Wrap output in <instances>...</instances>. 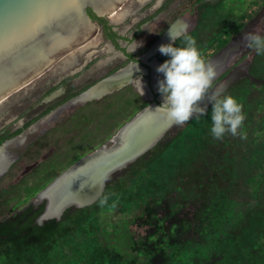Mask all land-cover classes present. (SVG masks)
<instances>
[{"label": "rangeland", "instance_id": "1", "mask_svg": "<svg viewBox=\"0 0 264 264\" xmlns=\"http://www.w3.org/2000/svg\"><path fill=\"white\" fill-rule=\"evenodd\" d=\"M157 1L127 0L123 8L168 6L172 18L188 20L187 33L218 70L213 89L243 105L238 132L247 138H214L209 103L204 116L172 124L112 173L95 203L49 217L58 213H49L43 192L79 159L119 148L120 129L150 101L131 84L102 100L72 103L54 120L52 109L67 98L47 90L63 74L56 90L72 86L63 70L79 54L89 59L93 48L77 51L0 105V148L22 138L7 149L9 166L20 158L0 173V264H264V55L241 43L248 31L264 36V0ZM76 75L79 92L97 79L85 69Z\"/></svg>", "mask_w": 264, "mask_h": 264}, {"label": "water", "instance_id": "2", "mask_svg": "<svg viewBox=\"0 0 264 264\" xmlns=\"http://www.w3.org/2000/svg\"><path fill=\"white\" fill-rule=\"evenodd\" d=\"M126 1L0 0V104L6 103L12 95L40 79L53 69L59 61L67 58L72 52L84 47L93 40L99 30V24L89 14V8L93 9L95 14L99 16L109 17L118 13ZM79 23L88 27V29L81 31V35L72 37L69 31H64L68 27L79 25ZM103 80L105 79L100 80L93 86ZM90 88L73 96L68 102L87 92ZM106 92L105 90L93 98H99ZM54 94L52 93L51 96ZM160 99L163 102L162 95ZM162 102L153 101L139 111L150 110L149 115L151 113L152 115H159L157 121L160 126L156 125L153 132H145L140 146L134 149L133 153L122 164L111 169L103 181L102 191L105 189L107 178L112 173L125 167L140 157L142 153L144 154L145 151L152 148L172 125L167 123L158 112L154 111ZM66 104L67 102L64 103V105ZM153 121L150 119L149 123L155 122L157 124L156 121ZM101 195L102 192L93 200L83 204L71 203L69 206L64 207L57 216L52 217L62 216L66 208L73 205L77 207L91 205Z\"/></svg>", "mask_w": 264, "mask_h": 264}, {"label": "flooded vegetation", "instance_id": "3", "mask_svg": "<svg viewBox=\"0 0 264 264\" xmlns=\"http://www.w3.org/2000/svg\"><path fill=\"white\" fill-rule=\"evenodd\" d=\"M147 2L148 1H146L145 3ZM157 3H161V0H158ZM122 9L125 8L121 7L119 11H121ZM131 10L132 11L130 12V14L125 18L118 20L117 22H112L110 20L111 16H99L95 14L93 9L89 8V14L99 24V30L97 31V34H102V36L100 37L97 43H93V49L90 50V53L88 54L89 59H85V55L79 54L77 60L73 62V64L68 68V70H63L66 75L72 76L70 78V81H72L73 85L68 86L67 88L62 87L56 90L55 85L61 82L60 80L65 76V74H63L61 78H59L56 82L53 83V86H51L47 90V92L49 91V93H56L57 91L61 90L59 95L61 93H65V98H67L66 102H68V100L71 98L69 96H74V94L79 92V88L76 87L74 82L77 78L80 79V75H76L80 70L85 69L86 72L90 75L96 74L94 78H97L98 80H88L86 83L88 84L86 88L82 89V91L77 94H80L83 91L87 90L88 88L96 84L98 81L106 79L116 74L120 70H124L130 64H134V71L129 73L130 76L126 80V82H124L118 87L111 89L112 91H107L101 97L93 98L91 100H102L109 94H114L117 91L123 90L126 87H129L131 84L136 87V90L138 92L142 93V90L139 86V81L141 80L144 90L143 95L150 99L148 105L153 101L161 103V94L158 91V81L163 79L164 77H161L159 80H156V82H154L153 66L151 63L152 61H156L158 65H160L165 61L161 57V53L158 51V46L162 43L167 44L171 42L169 38L163 40V37L166 36L167 32L171 29L172 26L176 25L180 20L185 21L187 23L186 26H184V29L180 30L179 32H188L190 25L185 17L176 16L172 18L171 7L168 6H142L133 9L131 8ZM127 20H130L129 23H127ZM154 21H159L160 23L154 26L152 25ZM115 23H119L120 26H115ZM151 25L154 27L151 28ZM96 37L98 38V36L95 35L93 40ZM93 40L88 44L92 43ZM102 43L103 45H101ZM108 43L112 46L113 51L111 53L101 52L102 48ZM91 47L92 46H90V48ZM79 49L75 51H81V53H83L86 50H89ZM108 57L111 58L103 65H96L99 60L106 59ZM61 61H59L57 64H59ZM63 71L59 70L58 73ZM62 105H64V103ZM61 106L57 107L55 110H57ZM66 107H64L55 116H53L54 120L58 119V116L65 110ZM52 110L54 111V109ZM52 119L49 120L52 121ZM19 158V155L15 154L14 160L9 166L8 170Z\"/></svg>", "mask_w": 264, "mask_h": 264}, {"label": "clouds", "instance_id": "4", "mask_svg": "<svg viewBox=\"0 0 264 264\" xmlns=\"http://www.w3.org/2000/svg\"><path fill=\"white\" fill-rule=\"evenodd\" d=\"M171 41L158 46V51L170 59L157 66L156 71L164 74L158 81V91L163 102L155 108L167 123L182 125L193 116H204L207 105L201 102L207 98L212 103L211 133L214 138H223L226 132L246 139V133L238 132L245 120L243 105L231 95H222L221 90L213 89V81L218 70L212 62L206 61L197 46L194 36L185 32L168 31ZM182 46H176L177 41ZM244 47L254 48L258 55H264V36L248 31L241 38ZM143 89V87H142ZM144 92L142 90L141 95ZM107 198L100 201L101 207ZM115 207V204L112 205Z\"/></svg>", "mask_w": 264, "mask_h": 264}, {"label": "bare ground", "instance_id": "5", "mask_svg": "<svg viewBox=\"0 0 264 264\" xmlns=\"http://www.w3.org/2000/svg\"><path fill=\"white\" fill-rule=\"evenodd\" d=\"M148 1V0H143ZM130 14V11L127 9H122L118 13H116L113 16H111L112 22H117L118 20H121L128 16ZM185 21L180 20L176 25L172 26L169 31H180L184 29ZM88 29L87 25H76L74 27H68L64 31H69L72 37H77L81 35L82 30ZM66 31V32H67ZM168 32L165 37H163V40L168 39ZM100 42V41H99ZM93 48V42L86 45L85 47L80 48L79 50L84 49H90ZM97 47V46H96ZM113 51L112 46L108 43L106 44L101 52L104 53H111ZM77 51L72 52L67 58H69L71 61L74 60L73 56L75 55ZM91 55V54H90ZM76 56V55H75ZM117 56V55H116ZM66 58V59H67ZM111 57H108L106 59L99 60L97 62V66L103 65L105 62H107ZM153 66V78L154 82L156 80H159L161 77H164L161 73H158L156 71V68L158 63L156 61H152ZM134 71V64H130L127 66L124 70H120L116 74L106 78L102 82L98 83L97 85L90 88L87 92L75 97L74 99L67 102L66 105L61 106L58 110L53 111V113H58L61 109L64 107L71 105L72 103L77 102H85L86 100H89L93 97H97L99 94L104 92L105 90H111L115 87L120 86L126 80L129 78L131 72ZM99 82V81H98ZM139 86L142 89L143 84L141 80L139 81ZM112 91V90H111ZM61 92L57 91L54 95L59 94ZM144 92V90H143ZM53 99V98H52ZM209 101L204 99L201 102V106L208 105ZM2 105V104H0ZM150 110L139 112L137 113L130 121H128L121 129H120V138L122 140V145L119 148L112 149L113 144L110 147H102L97 150L96 154L92 153L90 155H87L86 157L80 159L75 164H73L69 169H71L73 166L77 165L72 171L67 172L69 169H67L62 177L59 179H55V183L53 184V187L50 189L44 191L43 193H46L48 198L50 199V203L48 206L49 213H60L61 210L66 207L69 204H83L85 202H89L96 198L98 194L103 193V181L105 177L108 175V173L111 171L112 168L119 166L130 156L134 149H137L140 144L142 143L144 138V134L153 132L156 128V125L160 126V123L157 121V118H159V115H152V113L149 115ZM154 114V112H153ZM53 114H50V116ZM154 120L157 122V124L149 123V120ZM146 124V127H145ZM118 132V133H119ZM117 133V134H118ZM21 136L15 137L13 139L7 140L0 148V173H4L7 171V168L10 164V159L7 156V149L14 143H17L21 141ZM63 174V173H62ZM48 205V200L45 198ZM47 205L43 211L46 212ZM67 209V208H66ZM42 213V214H43ZM41 214V215H42ZM53 215V216H57ZM52 217V216H49Z\"/></svg>", "mask_w": 264, "mask_h": 264}, {"label": "trees", "instance_id": "6", "mask_svg": "<svg viewBox=\"0 0 264 264\" xmlns=\"http://www.w3.org/2000/svg\"><path fill=\"white\" fill-rule=\"evenodd\" d=\"M260 203L264 206V180L261 183V192H259Z\"/></svg>", "mask_w": 264, "mask_h": 264}]
</instances>
